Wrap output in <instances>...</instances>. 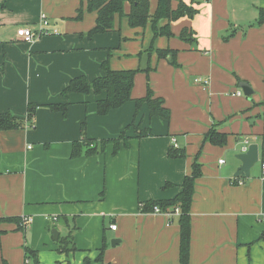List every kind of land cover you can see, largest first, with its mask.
I'll return each mask as SVG.
<instances>
[{
    "label": "crops",
    "instance_id": "1",
    "mask_svg": "<svg viewBox=\"0 0 264 264\" xmlns=\"http://www.w3.org/2000/svg\"><path fill=\"white\" fill-rule=\"evenodd\" d=\"M157 1L150 0L151 13ZM87 2L0 0V113L11 112L23 120L19 128L0 130V218L30 216L27 228L36 225L43 231L42 240L51 234L54 241L56 228L49 227L68 231L76 222L77 231L91 230L95 251L90 256L95 258L105 235L104 260L94 264H183L179 215L142 213L140 203L175 197L200 153L202 175L195 183L186 264H264L262 163L261 172L252 168L250 177L241 176L245 181L234 184L241 161L223 158L245 151L251 143H258L261 158L263 120L258 114L251 124H244L241 136L237 131L228 135L225 146L203 143L212 127L229 134L222 123L244 107L235 100L243 96L234 94L241 90L238 77L253 89L264 88V23L256 24L264 0H205L203 5L195 0L198 13L172 21L170 38L154 37L150 21L133 28L127 17L116 18L114 31L90 38L87 32L96 24L97 13L87 9ZM177 4L174 1L173 7ZM80 7L84 15L76 19ZM125 10L129 12V3ZM42 13L57 32L30 43L21 40L18 29L37 28ZM166 23L163 19L159 25ZM184 28L194 30L197 47L180 39ZM152 44L155 49H177L178 65L160 59L155 49L150 52ZM107 58L116 70L151 66L149 79L144 71L136 74L132 95L144 96L149 82L171 109L170 120L151 118L147 103L136 116L134 100L100 115L97 99L106 93L93 99L62 93L78 75L89 81L104 75ZM30 103L40 105L32 120ZM50 103H68L67 112ZM83 123L87 136L98 140L127 130L129 146L121 143L114 154L110 143L103 152L73 157V142L82 138ZM139 131L144 132L141 137ZM173 139L186 149V157L168 155ZM111 223L117 224L116 230ZM19 230L16 222H0L1 238ZM113 239L119 240L116 245Z\"/></svg>",
    "mask_w": 264,
    "mask_h": 264
},
{
    "label": "trees",
    "instance_id": "2",
    "mask_svg": "<svg viewBox=\"0 0 264 264\" xmlns=\"http://www.w3.org/2000/svg\"><path fill=\"white\" fill-rule=\"evenodd\" d=\"M176 0H158L157 7L154 13H151L150 0H88L87 9L91 12L97 13L96 24L87 32L88 36L92 38L94 35L99 33H105L109 31H114L116 27V18L127 17L131 27H145L148 22L152 23V28L154 32V37L159 35H164L167 37H172L174 35L171 22L175 21L183 16L194 17L199 9L196 6L195 0L188 3L184 0H177V7H173V2ZM126 3L130 4L129 12H126ZM84 15L83 7L78 8L76 19H82ZM166 19L167 23L164 25H159L160 22ZM264 23V8L260 9L259 18L256 22L257 25ZM232 31L229 35H233ZM226 36V39L229 38ZM180 39L190 43L192 46L197 47L198 38L194 30L189 28H184L180 33ZM154 45L148 49L150 52L153 51ZM158 53L160 59H167L173 65H178L177 54L178 50L175 48H159L155 49ZM111 56V51H109V57ZM102 68L105 72L104 75L98 76L91 82L85 75H78L72 78L69 84L64 88L63 94L68 95L69 93H82L90 94L95 93L100 95L106 93L104 97L97 99V112L100 115L108 114L112 109H116L124 105L130 100L136 102V116L139 112L141 106L145 103L148 104L150 110V117L164 118L170 120L171 109L166 106L165 99L161 96H157L152 90L149 82L147 83L146 94L139 98H134L132 95L133 88L135 85L136 74L140 71H144L149 79V74L152 70L151 66L145 69H112L110 67V59L107 58L106 61L102 63ZM242 80L238 77V82L240 84ZM251 96V95H250ZM249 97V96H248ZM50 107L61 110L64 113L67 112L68 103H50ZM262 107L261 116L264 119V98L259 103ZM40 105L36 103H30L28 105V120H32L37 108ZM135 124V120L131 125ZM130 125V126H131ZM23 126V120L18 119L13 113H0V130H8L13 128H19ZM139 126V125H138ZM147 135H151L150 129L145 130ZM83 136L80 140L73 142L72 156L79 157L83 154L93 155L106 150L108 144H114V154H117L121 148V143H124L127 147L129 146L130 136L127 135V130L120 133L119 136L114 138H105L98 140L96 138H89L86 132V123L82 125ZM144 133V132H143ZM142 131H139L138 136L143 135ZM211 142L217 146H225L228 142V133L221 132L217 128L212 127L204 136L203 143ZM261 160L264 162V140L261 145ZM199 154L195 157L192 166V172L185 176L183 183L180 185V192L173 198L169 199H158V200H148L140 203V212L150 213L155 212L154 208L158 206L162 212L168 213L169 216L176 213V209L180 210L179 213V225L181 227V249H180V260L183 264L189 262V250H190V239H191V206L193 202L195 183L196 180L202 175L201 163L199 162ZM168 155L171 158H183L186 157V149L184 147L171 146ZM261 162V163H262ZM245 181V177H235L234 184L239 183V181ZM170 185L169 183L166 185ZM105 197V190L101 193V198ZM66 217V216H64ZM75 221V217L73 218ZM2 221H13L18 224L20 230H26V227L22 225V219L19 216L0 218ZM73 221V222H74ZM78 227L74 224L69 230V233L64 237H59L57 240L59 244V251L62 253H69L71 251H76L77 247L74 244V231ZM261 240H264V232L262 233ZM108 246L107 238L104 235L103 244L100 248L97 260L100 262L104 260V253ZM25 257L26 260H32L33 264H38V251L25 245ZM3 264H7L6 260ZM84 264H91V260L88 258L85 260Z\"/></svg>",
    "mask_w": 264,
    "mask_h": 264
},
{
    "label": "rangeland",
    "instance_id": "3",
    "mask_svg": "<svg viewBox=\"0 0 264 264\" xmlns=\"http://www.w3.org/2000/svg\"><path fill=\"white\" fill-rule=\"evenodd\" d=\"M201 1V4L203 5L205 3V0H198ZM231 32V31H230ZM227 35V34H226ZM230 74L232 72L230 71ZM89 80V79H88ZM91 81V80H90ZM236 89H239L238 87ZM241 89V88H240ZM242 91V97L241 98H235V100L238 101V104L241 102L242 105H244L243 108H241L239 114H234L229 116L222 124H225V129L228 130L230 135L232 132L237 131L239 133V136H241L242 133H245L244 130V124L247 126L251 124V121L257 119V115L259 116V119H262L264 122L262 114V107L259 105L261 100L264 98V88H254V93L251 96H246ZM82 94V93H81ZM88 96V98L93 99L95 96H97L95 93L90 94H84ZM70 102V98H68ZM236 102V101H235ZM245 113V115H241ZM247 116H250V118L247 119ZM260 122V120H259ZM259 122H257L253 129L259 126ZM264 123H262L263 125ZM235 133V132H234ZM237 137V136H236ZM189 145H191L192 141L189 140L187 142ZM223 158L225 160H235L236 153H229L228 155L223 154ZM223 159V160H224ZM258 163L255 164L253 167V172H261V160ZM107 222V219H106ZM77 226V223L74 222ZM107 225V224H106ZM28 226V225H27ZM26 226V230H19L16 232H13L8 238H1L0 237V264H3V261L6 260L7 264H33V261L26 260L25 257V245H28L30 248L38 251V264H84L86 259L91 260V264L100 262L95 258L94 256H90V253L95 251V242L94 237L92 238L91 230L89 229H81V230H75L77 234H75V241L74 244L77 247L76 251H71L69 253H64L59 251V244L56 241L52 239V235L50 234L48 239L42 240V233L38 226H33L32 228ZM73 226L70 225V229ZM101 227V223H100ZM53 228H56L59 232H61V237L66 236V234L69 233V230L66 231L65 229L58 228V227H49V230H52ZM102 230V227H101ZM108 232V229H107ZM0 234H3L0 232ZM108 235V234H107ZM102 237H100L101 241ZM90 249V250H88ZM67 254V255H66ZM86 255V256H85Z\"/></svg>",
    "mask_w": 264,
    "mask_h": 264
},
{
    "label": "built area",
    "instance_id": "4",
    "mask_svg": "<svg viewBox=\"0 0 264 264\" xmlns=\"http://www.w3.org/2000/svg\"><path fill=\"white\" fill-rule=\"evenodd\" d=\"M52 32H57V30H51L50 29V19L47 16V14L42 13L40 16V23H39L37 28L21 27L18 29L17 34L21 40H23L24 42L30 43V42H33L34 40H36L37 38H40L41 36L46 35V34H50ZM198 81L206 83V84L208 83L207 79H198ZM234 94L242 95V91L238 90ZM173 140H174V145L177 146L176 140L175 139H173ZM246 149H247V146L244 148V150H246ZM221 162H224V160H221ZM262 168L264 170V162H262ZM154 211L155 212H162L158 206H156L154 208ZM179 212H180V210L177 208L176 213H179ZM162 213H165V212H162ZM165 214H168V213H165ZM31 221H32V218L30 216H28V217L25 216L22 218V225H24L26 227ZM110 228L112 230H116L117 224L111 223Z\"/></svg>",
    "mask_w": 264,
    "mask_h": 264
},
{
    "label": "water",
    "instance_id": "5",
    "mask_svg": "<svg viewBox=\"0 0 264 264\" xmlns=\"http://www.w3.org/2000/svg\"><path fill=\"white\" fill-rule=\"evenodd\" d=\"M240 88L243 90L246 96H250L254 93L252 85L247 81H241L239 84ZM236 157L241 161V165L237 168L235 172L236 177L245 176L250 177L251 169L256 163L260 161V152L258 143H251L248 145L247 149L240 152ZM60 233L57 229H53V237L58 240ZM119 240L113 239L112 245H116Z\"/></svg>",
    "mask_w": 264,
    "mask_h": 264
}]
</instances>
